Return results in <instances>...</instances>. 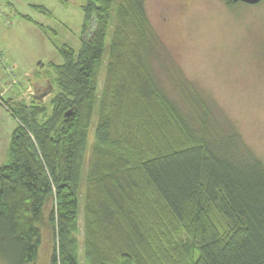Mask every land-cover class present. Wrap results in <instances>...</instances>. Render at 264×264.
Returning a JSON list of instances; mask_svg holds the SVG:
<instances>
[{"label": "trees", "instance_id": "16d2710c", "mask_svg": "<svg viewBox=\"0 0 264 264\" xmlns=\"http://www.w3.org/2000/svg\"><path fill=\"white\" fill-rule=\"evenodd\" d=\"M58 1L79 4L91 32L56 47L48 105L3 103L17 127L0 167V261L37 264L45 227L50 264H81L83 184V264H264L263 162L210 130L196 94L194 128L161 89L145 0Z\"/></svg>", "mask_w": 264, "mask_h": 264}, {"label": "rangeland", "instance_id": "374dc122", "mask_svg": "<svg viewBox=\"0 0 264 264\" xmlns=\"http://www.w3.org/2000/svg\"><path fill=\"white\" fill-rule=\"evenodd\" d=\"M32 6L47 13H38ZM144 10L159 49L152 67L161 89L194 128L197 110L186 99L196 94L210 115V130L239 135L264 165V0L255 6L232 7L227 0H145ZM83 17L79 4L0 0V167L7 163L10 136L17 127L3 103L48 105L54 93L49 85L50 65L61 64L56 47L80 48L91 32L82 35ZM111 35L112 29L107 42ZM107 55L106 47L104 58ZM93 119L90 141L96 116ZM83 192L82 184L81 264ZM47 231L42 228L37 264H50L52 241Z\"/></svg>", "mask_w": 264, "mask_h": 264}, {"label": "water", "instance_id": "95a60500", "mask_svg": "<svg viewBox=\"0 0 264 264\" xmlns=\"http://www.w3.org/2000/svg\"><path fill=\"white\" fill-rule=\"evenodd\" d=\"M232 3L236 4V3H241V4H244V5H248V6H255V5H258L260 4L263 0H231ZM45 95H47V93L43 94L41 98H43Z\"/></svg>", "mask_w": 264, "mask_h": 264}]
</instances>
